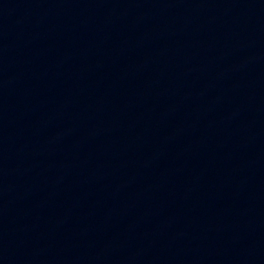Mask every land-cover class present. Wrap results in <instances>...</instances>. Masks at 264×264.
I'll list each match as a JSON object with an SVG mask.
<instances>
[{
	"label": "water",
	"instance_id": "1",
	"mask_svg": "<svg viewBox=\"0 0 264 264\" xmlns=\"http://www.w3.org/2000/svg\"><path fill=\"white\" fill-rule=\"evenodd\" d=\"M0 264H264V0H0Z\"/></svg>",
	"mask_w": 264,
	"mask_h": 264
}]
</instances>
